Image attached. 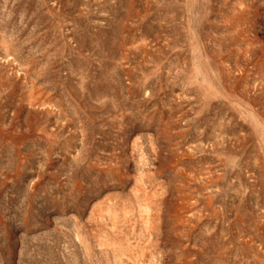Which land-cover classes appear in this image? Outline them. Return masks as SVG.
Here are the masks:
<instances>
[{"label":"rangeland","instance_id":"rangeland-1","mask_svg":"<svg viewBox=\"0 0 264 264\" xmlns=\"http://www.w3.org/2000/svg\"><path fill=\"white\" fill-rule=\"evenodd\" d=\"M0 264H264V0H0Z\"/></svg>","mask_w":264,"mask_h":264}]
</instances>
